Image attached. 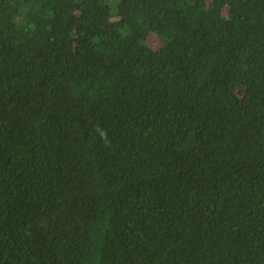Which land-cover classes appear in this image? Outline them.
Here are the masks:
<instances>
[{"label":"trees","instance_id":"obj_1","mask_svg":"<svg viewBox=\"0 0 264 264\" xmlns=\"http://www.w3.org/2000/svg\"><path fill=\"white\" fill-rule=\"evenodd\" d=\"M0 264H264V0H0Z\"/></svg>","mask_w":264,"mask_h":264}]
</instances>
